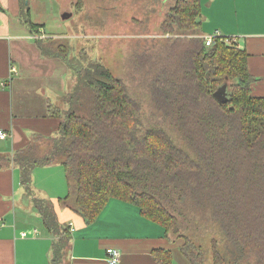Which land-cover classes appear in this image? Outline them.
<instances>
[{
  "label": "trees",
  "instance_id": "obj_1",
  "mask_svg": "<svg viewBox=\"0 0 264 264\" xmlns=\"http://www.w3.org/2000/svg\"><path fill=\"white\" fill-rule=\"evenodd\" d=\"M19 1L21 24L37 36L43 26L30 20L26 0ZM201 15L200 0H177L160 30L185 37L170 40L163 60L148 61L151 101L196 158L164 131L142 130L136 102L101 62L69 59L66 46L35 40L41 56L60 59L75 83L62 99L64 107H48V118L60 121L55 135L36 137L12 156H0V168H18L20 184L53 239L49 264H67L70 227L59 223L51 200L33 195L31 180L35 168L55 163L66 171L70 187L58 202L86 226L116 199L136 206L167 237L183 239L180 252L189 264H204L198 248L178 235L177 220L166 208L178 196L182 204L190 199L209 209L247 264H264V97L251 94L254 78L245 51L221 37L205 46ZM189 34L195 37L188 39ZM222 86L229 96L225 104L213 97ZM152 256L157 264H173L170 250L157 249ZM213 264H226L216 250Z\"/></svg>",
  "mask_w": 264,
  "mask_h": 264
},
{
  "label": "crops",
  "instance_id": "obj_2",
  "mask_svg": "<svg viewBox=\"0 0 264 264\" xmlns=\"http://www.w3.org/2000/svg\"><path fill=\"white\" fill-rule=\"evenodd\" d=\"M18 2L0 0V131L7 136L0 140V156L6 157L36 137H53L60 122L48 118L47 112L25 113L30 98L25 94L29 90L24 87H19L16 93L25 101L15 102L12 85L19 67H25L24 53L28 51V62L34 66L44 60L41 58H47L24 43L30 40L35 46V38L29 32L23 33ZM10 9L15 16L10 15ZM208 10H211V35L206 34L210 33L207 32L209 19H204L201 36L218 35L234 40L233 45L248 54L247 69L254 78L251 94L264 97V0H209ZM15 52L17 60L13 58ZM50 102L46 99L43 103L46 111ZM68 180L59 163L35 168L31 180L33 195L51 200L59 223L70 227L67 264H107L108 248L119 251L117 264H157L152 256L157 249L170 250L173 264H189L180 252L183 240L167 237L161 226L143 218L134 205L110 199L97 220L86 226L81 217L58 202L69 195ZM52 241L20 184L18 168L3 165L0 168V264H49Z\"/></svg>",
  "mask_w": 264,
  "mask_h": 264
},
{
  "label": "rangeland",
  "instance_id": "obj_3",
  "mask_svg": "<svg viewBox=\"0 0 264 264\" xmlns=\"http://www.w3.org/2000/svg\"><path fill=\"white\" fill-rule=\"evenodd\" d=\"M19 1V0H18ZM177 0H26L30 12V20L43 26V32L36 39L53 41L55 45L67 47L69 59L80 58L87 61H99L125 85L129 96L139 107L142 130L147 128L162 130L180 149L191 158H196L195 152L188 146L185 137L174 127H170L161 113L156 110L151 101L149 89L150 76L148 61H160L166 55L164 48L170 46V40L185 36L178 33L162 34L160 25ZM202 2V19H209L208 31L211 35V10H208L209 0ZM20 12V1L18 2ZM14 15L13 10H9ZM18 12V13H19ZM71 14L62 20L64 14ZM22 27V26H21ZM23 33L28 30L23 26ZM30 35V34H29ZM188 39L195 34L186 35ZM30 50L37 51L32 41H25ZM26 45V44H25ZM33 45V46H31ZM38 52V51H37ZM24 53L25 67H19L14 77L13 90L15 102L25 101L18 93L19 87H24L28 114H46L43 103L46 99L52 105L64 107L63 97L69 93L75 83V77L57 58H41L34 66ZM32 52L30 53V56ZM17 60V53H13ZM142 62H144L142 64ZM34 66V67H33ZM29 93V95H28ZM45 97V98H44ZM73 183V181H72ZM74 184V183H73ZM182 197L175 196L166 208L177 220L178 235L185 237L198 248L204 259V264H213V251L224 257L226 264H247L240 258L222 229L212 219L209 209H203L187 200L180 202ZM174 202V206L172 203ZM171 239H176L174 234ZM179 240V239H176ZM183 240V239H180Z\"/></svg>",
  "mask_w": 264,
  "mask_h": 264
},
{
  "label": "built area",
  "instance_id": "obj_4",
  "mask_svg": "<svg viewBox=\"0 0 264 264\" xmlns=\"http://www.w3.org/2000/svg\"><path fill=\"white\" fill-rule=\"evenodd\" d=\"M215 37H219V36L218 35L203 36L205 46L210 47L213 44V40ZM35 38H37V37H35ZM221 40L226 45H233V43H234V40H231V39H226V38L221 37ZM6 137H7L6 134L3 133L2 131H0V140H4V139H6ZM106 255H107V264H117L119 262L120 253L117 249L108 248L106 250Z\"/></svg>",
  "mask_w": 264,
  "mask_h": 264
},
{
  "label": "water",
  "instance_id": "obj_5",
  "mask_svg": "<svg viewBox=\"0 0 264 264\" xmlns=\"http://www.w3.org/2000/svg\"><path fill=\"white\" fill-rule=\"evenodd\" d=\"M69 17H71V14L64 13L61 18L62 20H66ZM214 99L219 103V104H225L229 100L228 93L226 92V86H222L220 89H218L214 94H213Z\"/></svg>",
  "mask_w": 264,
  "mask_h": 264
}]
</instances>
